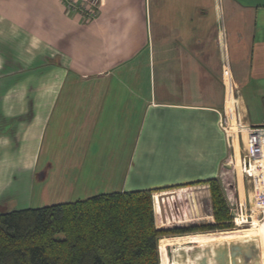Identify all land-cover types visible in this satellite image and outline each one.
I'll return each mask as SVG.
<instances>
[{
  "label": "crops",
  "instance_id": "obj_1",
  "mask_svg": "<svg viewBox=\"0 0 264 264\" xmlns=\"http://www.w3.org/2000/svg\"><path fill=\"white\" fill-rule=\"evenodd\" d=\"M232 112L264 125V0H0V206L222 181Z\"/></svg>",
  "mask_w": 264,
  "mask_h": 264
},
{
  "label": "trees",
  "instance_id": "obj_2",
  "mask_svg": "<svg viewBox=\"0 0 264 264\" xmlns=\"http://www.w3.org/2000/svg\"><path fill=\"white\" fill-rule=\"evenodd\" d=\"M194 184L209 194L111 191L0 212V264H200L199 234L233 222L218 178L175 187ZM189 243L197 248L190 252Z\"/></svg>",
  "mask_w": 264,
  "mask_h": 264
},
{
  "label": "rangeland",
  "instance_id": "obj_3",
  "mask_svg": "<svg viewBox=\"0 0 264 264\" xmlns=\"http://www.w3.org/2000/svg\"><path fill=\"white\" fill-rule=\"evenodd\" d=\"M254 114L260 116L261 112L256 108H251ZM226 119V130L229 134L232 144L237 140L240 142V153H236V157L229 156L225 159L224 168L225 172L222 175V181H220L223 192L227 198L230 213L233 206L232 202L241 199L243 202L247 196L248 183L246 177L242 174V166L240 161L244 156V141L248 132V126H244L242 123L236 120L235 113H229V117L225 116ZM232 153V152H231ZM233 154V153H232ZM240 154V155H239ZM239 155V156H238ZM224 180V181H223ZM189 187V186H186ZM185 186L176 187L173 190L159 191L152 195L154 199L156 197H168L170 194H174L178 188H186ZM244 190V191H243ZM179 195L186 194L184 190L178 191ZM177 192V193H178ZM33 197L30 204L31 207H39L54 203L55 199L60 197L56 191H51L48 194L47 199L41 198L39 190H34ZM66 195V194H62ZM61 195V196H62ZM71 199H76L77 196H71ZM1 205V204H0ZM208 206V205H207ZM5 206H0V212L9 211ZM207 213L209 210L205 207ZM231 217L233 214H230ZM230 230L219 232V233H206L203 234V240L198 243V257L200 264H264V224H256L253 227L237 226L233 224ZM200 232V231H199ZM207 232V231H204ZM200 237V235H199ZM209 238H214L212 242L208 241ZM190 245H194L191 246ZM189 247V251L195 250V244L189 243L186 247ZM173 246L167 248L169 257L171 256Z\"/></svg>",
  "mask_w": 264,
  "mask_h": 264
},
{
  "label": "built area",
  "instance_id": "obj_4",
  "mask_svg": "<svg viewBox=\"0 0 264 264\" xmlns=\"http://www.w3.org/2000/svg\"><path fill=\"white\" fill-rule=\"evenodd\" d=\"M61 1L68 11L80 15L83 20L90 21L97 15L99 0ZM221 125L229 136L225 127L226 119H223ZM243 150L240 164L248 183L247 196L243 202L240 198L232 202L231 220L234 226L253 227L264 224V125L248 126Z\"/></svg>",
  "mask_w": 264,
  "mask_h": 264
}]
</instances>
